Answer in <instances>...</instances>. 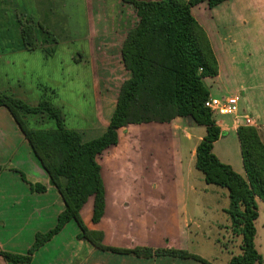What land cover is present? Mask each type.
Returning a JSON list of instances; mask_svg holds the SVG:
<instances>
[{"label":"crops","instance_id":"1","mask_svg":"<svg viewBox=\"0 0 264 264\" xmlns=\"http://www.w3.org/2000/svg\"><path fill=\"white\" fill-rule=\"evenodd\" d=\"M1 1H9L13 7L8 13L0 12V57L18 54L23 58L48 45L38 43L33 50L22 48L20 31L26 23L35 27L41 24L51 32L62 28L55 22L58 13L53 0ZM81 8L87 33L91 114L84 118L80 115L84 120L70 129L78 131L86 141L105 131L115 107V102L112 106H98L100 81L90 61V47L116 48L119 58L122 41L135 25L136 16L121 0H81ZM191 14L206 32L218 64V74L203 79L209 97L238 96L236 117L214 114L221 134L212 150L220 161L244 175L237 127L254 126L264 143V0H225L212 8L203 1L191 7ZM57 44H53L54 48ZM246 116L251 124H245ZM117 133L118 142L96 157L104 186L103 214L97 222L92 221V196L80 210L85 225L103 233L104 245L186 250L214 264L191 251V229L200 230L201 216L210 212L213 219L209 218L206 227L217 236L225 233L238 246L239 237L231 233L225 211L229 204L227 190L206 183L195 166L196 146L205 135L204 126L189 116H178L170 122L129 124ZM230 139L238 146L237 155L232 153ZM0 165V250L25 253L36 233L55 225L64 204L5 107H0ZM19 172L28 181L45 185V191H32ZM256 202L255 227L257 219L264 215L259 210L264 202L258 198ZM216 215L224 221L214 218ZM79 231L76 222L70 220L34 252L30 262L9 263L0 256V264H204L190 257H135L102 251L78 238ZM211 242L227 246L216 235Z\"/></svg>","mask_w":264,"mask_h":264},{"label":"trees","instance_id":"2","mask_svg":"<svg viewBox=\"0 0 264 264\" xmlns=\"http://www.w3.org/2000/svg\"><path fill=\"white\" fill-rule=\"evenodd\" d=\"M203 1L212 8L225 0H121L136 16L135 25L126 32L120 48V62L129 75L119 85L107 128L97 137L84 141L78 131L67 128L62 111L50 100L29 105L12 94L0 93V107L13 117L64 204L55 225L44 233H36L25 253L0 250L6 262H30L38 248L74 220L80 230L78 238L102 251L135 257H190L211 264L186 250L106 246L103 233L89 229L80 214L90 196L92 221L97 222L103 214L104 186L96 157L118 142L120 127L189 116L205 127V135L196 146L195 166L206 183L227 190L229 204L225 211L229 228L239 237V253L233 254L226 264H262L254 239L256 198L264 202V143L254 126L237 127L244 175L220 161L212 150L221 130L214 114L204 106L209 91L203 79L216 76L218 64L206 32L191 14V7ZM20 37L21 47L27 50L37 48L38 43L53 45L58 40L41 24H24ZM52 49L44 48L49 53ZM38 117H44L43 122L53 120L54 126L30 127L28 118L36 122ZM19 173L32 191H45V185L32 183Z\"/></svg>","mask_w":264,"mask_h":264},{"label":"rangeland","instance_id":"3","mask_svg":"<svg viewBox=\"0 0 264 264\" xmlns=\"http://www.w3.org/2000/svg\"><path fill=\"white\" fill-rule=\"evenodd\" d=\"M53 4L56 5L58 13V20L55 22L61 24L62 28L53 31L58 39L57 46L54 48V45L48 43L44 48H53L54 54L51 56L49 49L24 55L23 58L18 54L1 56L0 93L12 94L29 105H36L41 99L50 100L62 110L66 126L72 128L79 126L84 116L91 114V76L87 70L85 44L87 33L84 30L81 0H53ZM12 7L9 1L0 2V10H2L0 12L8 13ZM90 55L93 70L98 74L100 81L101 94L98 106H112L120 83L127 78L126 70L119 60L120 57L118 58V51L116 48L94 45L90 47ZM222 116L228 117L229 115ZM39 118L36 122L33 118H28L30 127L50 128L54 126L53 120L47 119L43 122V117ZM216 119L219 121L220 117L217 116ZM229 134L231 139L235 140L233 133ZM232 140L229 145L232 153L237 155L238 146L233 144ZM144 177L143 174L141 178ZM259 210L264 212V207L260 205ZM210 217L213 219L210 212L206 216H201L200 221L203 227L200 230L191 229V251L197 252L214 264H225L232 253H239V248L237 242L225 233L221 232L217 236L215 232L206 227ZM214 218L224 221L222 216L221 218L219 216L220 219L218 215ZM256 231L254 242L256 250L262 257V264H264L263 214L256 221ZM215 235L222 243L227 244L226 248L211 242Z\"/></svg>","mask_w":264,"mask_h":264},{"label":"built area","instance_id":"4","mask_svg":"<svg viewBox=\"0 0 264 264\" xmlns=\"http://www.w3.org/2000/svg\"><path fill=\"white\" fill-rule=\"evenodd\" d=\"M204 106L208 108L213 114L237 116L238 114V96L226 97H208ZM245 124H251V119L245 117Z\"/></svg>","mask_w":264,"mask_h":264}]
</instances>
